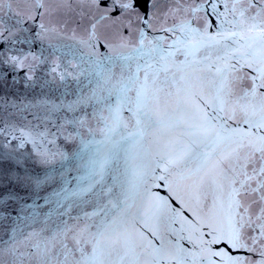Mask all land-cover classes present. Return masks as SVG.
<instances>
[{
  "label": "snow or ice",
  "instance_id": "snow-or-ice-1",
  "mask_svg": "<svg viewBox=\"0 0 264 264\" xmlns=\"http://www.w3.org/2000/svg\"><path fill=\"white\" fill-rule=\"evenodd\" d=\"M0 264H264V0H0Z\"/></svg>",
  "mask_w": 264,
  "mask_h": 264
}]
</instances>
